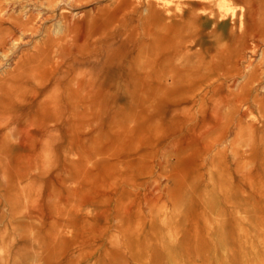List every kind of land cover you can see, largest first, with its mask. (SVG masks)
Segmentation results:
<instances>
[{"label": "bare ground", "instance_id": "1", "mask_svg": "<svg viewBox=\"0 0 264 264\" xmlns=\"http://www.w3.org/2000/svg\"><path fill=\"white\" fill-rule=\"evenodd\" d=\"M243 132L264 134V0H0V230L60 227L79 252L59 263H89L137 213L180 203L145 180L147 157L213 163ZM160 137L177 163L143 151ZM227 233L217 259L207 244L194 253L264 264L246 231ZM178 239L165 263L194 264Z\"/></svg>", "mask_w": 264, "mask_h": 264}, {"label": "rangeland", "instance_id": "2", "mask_svg": "<svg viewBox=\"0 0 264 264\" xmlns=\"http://www.w3.org/2000/svg\"><path fill=\"white\" fill-rule=\"evenodd\" d=\"M126 96L127 92L121 90L120 108L124 112L131 106ZM229 139L219 146L222 155L213 163L210 159L205 162L204 153L200 151H192L187 164L174 166L165 163L154 168V159L147 157L146 165L151 167L145 180L151 181L152 189L157 190L160 186L162 193L166 191L165 195L174 190L177 194L174 198L180 203L174 204L170 199L166 203L160 201L151 205V209L137 213L133 220L124 224L123 232L111 231L97 250V258L86 264H151L152 261L168 264L165 263L168 253L165 247L171 237L179 240L182 235L187 237L186 246L193 252L190 261L204 264L206 254L203 256L201 251L202 256H198L193 250L197 246L210 245L213 249L207 254L212 260L217 259L219 238L223 240V233L228 234L231 230L246 231L258 253L264 256V134L243 132L233 134ZM147 142L143 151L148 152V156L156 150L158 156L165 153V159L173 163L181 157L164 151V146L173 142L170 138H151ZM177 177L182 179L181 190L176 188ZM137 192L133 189L131 194ZM80 196L72 203L78 205ZM134 198L129 197L127 201L130 203ZM1 223L3 217L0 215ZM68 238V233L65 235L60 227L49 231L26 225L2 228L0 264L8 258L10 264H40L42 258L51 264H61L59 261H63L65 254L79 252L76 242ZM110 250L119 251L120 255L110 257ZM156 253L162 255L160 260L153 257Z\"/></svg>", "mask_w": 264, "mask_h": 264}]
</instances>
